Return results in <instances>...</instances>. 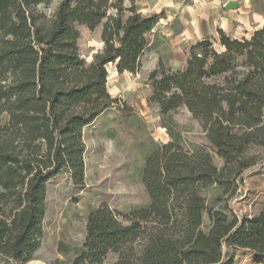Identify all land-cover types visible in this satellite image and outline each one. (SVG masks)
Listing matches in <instances>:
<instances>
[{
	"label": "trees",
	"instance_id": "16d2710c",
	"mask_svg": "<svg viewBox=\"0 0 264 264\" xmlns=\"http://www.w3.org/2000/svg\"><path fill=\"white\" fill-rule=\"evenodd\" d=\"M46 2L0 0V257L13 264L40 248L49 182L64 170L82 180L83 131L115 103L107 65L135 74L165 17L142 15L135 0H59L48 16L38 9ZM99 25L103 46L87 63L78 27ZM217 33L192 45L181 69L159 63L147 80V104L162 116L184 107L207 146L186 150L173 136L156 145L142 173L148 203L121 219L106 206L91 211L69 264L110 256L109 264H235V250L264 255V212L239 217L223 200L254 166L248 146L264 145V23L249 38Z\"/></svg>",
	"mask_w": 264,
	"mask_h": 264
},
{
	"label": "rangeland",
	"instance_id": "374dc122",
	"mask_svg": "<svg viewBox=\"0 0 264 264\" xmlns=\"http://www.w3.org/2000/svg\"><path fill=\"white\" fill-rule=\"evenodd\" d=\"M58 2L48 0L38 9L51 16ZM135 5L142 15L164 11L165 17L148 35L135 74H118L114 65H107L105 88L115 103L83 131L81 182L75 184L65 170L49 182L40 248L27 264H69L84 241L89 213L100 206L121 219L146 205L142 173L146 156L156 145L170 142L173 136L186 150L207 146L201 126L184 107L162 116L157 107L147 104L149 73L158 69L159 63L168 70L181 69L193 42H199L201 33L210 40L214 25L232 29L233 38H249L255 31L250 22L264 18V0H135ZM129 7L124 1L123 17ZM108 14H115V9L110 8ZM101 29L102 25L92 31L78 27V49L87 63L102 49ZM214 47L220 49L217 42ZM245 156L254 166L243 172L234 196L229 198L228 192L223 200L237 216L250 218L264 212V145L250 144ZM213 161L221 167L215 154ZM233 256L235 264H264V255L247 250H235ZM112 260L110 256L105 264ZM0 264L13 263L0 257Z\"/></svg>",
	"mask_w": 264,
	"mask_h": 264
},
{
	"label": "crops",
	"instance_id": "0c3cea01",
	"mask_svg": "<svg viewBox=\"0 0 264 264\" xmlns=\"http://www.w3.org/2000/svg\"><path fill=\"white\" fill-rule=\"evenodd\" d=\"M263 23H264V18L262 19L261 17H259L256 20H254L253 22H250V24H252L254 26V29L252 27L250 29L253 32L254 30L259 29L260 27H262ZM218 30H222L228 36L234 35V32H233L232 29L229 30V28H225V26H222L221 24L220 25L218 24V25H214V26L210 27V38H209L210 41H217V39H218V33H217V31ZM245 31H247V30L245 29ZM205 35L206 34L201 33V35L199 36L198 40L199 41H201L202 39L203 40H207L205 38ZM246 37H248L247 34H246ZM195 43H196V41H194L192 45H194Z\"/></svg>",
	"mask_w": 264,
	"mask_h": 264
},
{
	"label": "bare ground",
	"instance_id": "6f19581e",
	"mask_svg": "<svg viewBox=\"0 0 264 264\" xmlns=\"http://www.w3.org/2000/svg\"><path fill=\"white\" fill-rule=\"evenodd\" d=\"M115 73V72H114Z\"/></svg>",
	"mask_w": 264,
	"mask_h": 264
}]
</instances>
